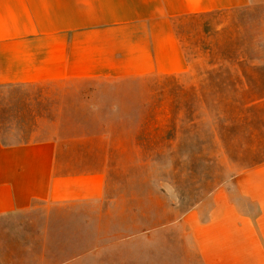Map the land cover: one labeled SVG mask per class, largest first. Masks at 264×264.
Here are the masks:
<instances>
[{
	"label": "crops",
	"instance_id": "0c3cea01",
	"mask_svg": "<svg viewBox=\"0 0 264 264\" xmlns=\"http://www.w3.org/2000/svg\"><path fill=\"white\" fill-rule=\"evenodd\" d=\"M253 5L264 27V0H0V89L40 88L39 100L31 104L27 93L22 108L0 97V126L27 127L16 139L0 131V218L23 222L45 209L61 212L67 223L92 224L79 234L89 239L86 248L69 244L81 251L64 264H117L121 239L135 257L141 234L113 226L134 225L138 216L149 221L152 196L136 195V180L142 190L146 181L130 160L142 151L125 128L141 126L152 111L153 77L185 68L179 17ZM242 78L241 96L255 97L240 107V136L232 141L258 148L264 90ZM167 214L161 207L160 220ZM175 217L154 232L143 230L144 264H152V238H164L167 227L180 233L179 264H264V159L247 163ZM65 229L67 238L72 232ZM159 260L169 263L163 253Z\"/></svg>",
	"mask_w": 264,
	"mask_h": 264
},
{
	"label": "rangeland",
	"instance_id": "374dc122",
	"mask_svg": "<svg viewBox=\"0 0 264 264\" xmlns=\"http://www.w3.org/2000/svg\"><path fill=\"white\" fill-rule=\"evenodd\" d=\"M261 19L262 16L257 18L255 5L233 14L178 18L177 36L185 68L177 75L153 77L152 111L146 112V121L141 126L125 128L130 136L136 137L142 151L130 164L135 165L137 172L143 170L145 190L137 179L136 195L151 193L152 216L145 224L138 216L141 221L135 226L120 221L116 227L112 225L113 229L123 234L135 231L141 236L146 228L154 232L161 221L170 222L177 214L197 206L212 189L229 182L247 163L264 159V145L255 148L254 144L232 141L240 136V107L255 97L246 91L241 96L239 84L241 80L245 82L242 76L253 90L256 86L259 93L264 90V27L258 23ZM240 56H247L248 60L239 61ZM39 90L33 86L1 88L0 97L11 98L14 108H22L27 105L25 94L31 95V104H35L40 98ZM247 112L255 114L254 110ZM15 115L26 117V113ZM21 122L24 123L23 119ZM26 128L21 124L11 129L0 126V131L5 136L12 132L10 137L16 139L26 134ZM161 207H167L168 214L160 220ZM136 209L137 213L141 210L138 205ZM117 210L122 212L123 208ZM48 215L53 218L50 220ZM65 227L72 232L67 238ZM90 227L89 222L67 223L61 212L54 215L45 209L37 210L31 218L27 215L23 222L0 218V264H64L81 251L69 244L77 247L82 244L86 248L89 239L80 238L79 234ZM163 231L164 238H152V264H163L159 262L160 253L168 258V264L181 263L178 229L167 227ZM141 236L135 257L128 254L127 240H120L117 264H144Z\"/></svg>",
	"mask_w": 264,
	"mask_h": 264
}]
</instances>
